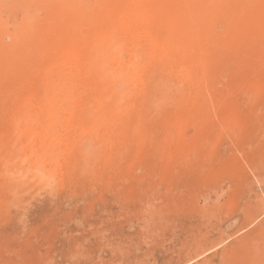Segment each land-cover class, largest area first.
<instances>
[{
	"label": "rangeland",
	"instance_id": "obj_1",
	"mask_svg": "<svg viewBox=\"0 0 264 264\" xmlns=\"http://www.w3.org/2000/svg\"><path fill=\"white\" fill-rule=\"evenodd\" d=\"M155 1L160 11L136 35L204 48L203 95L193 99L196 75L164 84L162 65L136 62L124 92L89 76L78 112L58 123L75 127L73 141L38 176L20 160L32 138L8 132L13 120L0 112V264H264V0ZM143 7L0 0V111L49 63L36 58L55 40L53 13L83 21ZM118 93L119 122L91 140L92 120L112 112Z\"/></svg>",
	"mask_w": 264,
	"mask_h": 264
},
{
	"label": "bare ground",
	"instance_id": "obj_2",
	"mask_svg": "<svg viewBox=\"0 0 264 264\" xmlns=\"http://www.w3.org/2000/svg\"><path fill=\"white\" fill-rule=\"evenodd\" d=\"M159 4L157 1L152 3V0H144L145 15L139 13V9H135L129 12L125 10L115 15L91 14L87 15L83 21L79 17L68 18L64 14H52L50 20L54 21L52 33L55 40L42 46L38 45L39 56L36 58L39 64L42 61H48L50 64H43L32 70L30 74L33 78H30L29 82L34 85L33 88L23 95L12 94L11 105L0 111L9 113V118L13 120V126L7 127L8 132L12 130L20 138L27 136L32 138V142L25 143L26 154L20 160L29 164L34 176L43 175L44 173L40 171L41 167L43 165L51 167L64 144L71 142L75 127L70 123L62 122L63 126L60 124L62 126L60 130L58 127L61 126L58 123L65 116L73 114L72 112H78L79 102L85 90V84H82L83 87L81 82L89 76L96 79L97 76H103L112 80V85H115L114 90L120 89L124 92L133 86L136 62L150 66L162 65L164 84L174 82L184 74L192 75L191 78L196 75L191 80L193 99L197 101L203 95L202 82L204 81L198 68H200L199 62L202 63L206 56L204 48L193 47L192 49L177 42L171 44L168 38H162L161 42H157L155 38L141 39L136 35L139 34L138 29L146 27L153 14H158ZM167 4L170 5L169 2ZM23 20L26 21L25 17ZM81 24L87 30H85L86 38L74 35V28L77 29ZM140 33L143 36L141 31ZM123 35L128 39L129 45H126L129 53L126 58H122V54L125 53L121 49L122 43L118 44L120 40H123L119 37L123 38ZM139 43L144 46L142 47L147 54L144 51L143 54L146 56L138 52ZM199 44L201 46L200 41ZM15 49L17 50L18 46H15ZM138 54L145 57H139ZM82 56L92 57V59L84 63ZM172 65H175V69L171 67ZM78 85L81 88L76 89ZM120 95L118 93L115 96L111 113L98 112L96 118L92 120L88 131L91 140L94 141L97 137L99 139L102 133L104 136L107 135L106 132L119 122ZM185 98L186 95L182 106L175 110L177 115L183 108L184 111L187 108L183 107L189 103V100ZM57 131L62 135L58 136Z\"/></svg>",
	"mask_w": 264,
	"mask_h": 264
}]
</instances>
